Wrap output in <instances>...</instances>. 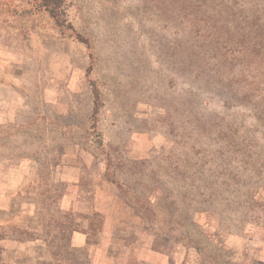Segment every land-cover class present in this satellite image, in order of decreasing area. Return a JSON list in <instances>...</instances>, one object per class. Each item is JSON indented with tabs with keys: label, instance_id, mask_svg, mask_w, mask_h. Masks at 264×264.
<instances>
[{
	"label": "rangeland",
	"instance_id": "rangeland-1",
	"mask_svg": "<svg viewBox=\"0 0 264 264\" xmlns=\"http://www.w3.org/2000/svg\"><path fill=\"white\" fill-rule=\"evenodd\" d=\"M61 1L60 26L38 0H0V264L49 262L68 234L64 251L85 264H264V207L250 200L264 183V88L259 74L221 88L217 59L185 69L200 34L189 14L206 2ZM241 87L257 113L236 103ZM188 100L240 129L254 172L244 147L238 168L215 154L178 184L175 109ZM164 235L178 240L149 252Z\"/></svg>",
	"mask_w": 264,
	"mask_h": 264
},
{
	"label": "trees",
	"instance_id": "trees-1",
	"mask_svg": "<svg viewBox=\"0 0 264 264\" xmlns=\"http://www.w3.org/2000/svg\"><path fill=\"white\" fill-rule=\"evenodd\" d=\"M38 1L40 6L47 11L56 25H63V22H61L59 18L60 9L62 7L61 0ZM205 2L206 8L204 10L201 9V7H197L198 9H195L189 14L194 20V25L192 27L195 33L200 34H198V45H195L189 54L190 56L186 57L190 62L187 63L185 69H190L191 72H193L192 68H187L191 67L192 63V67L195 66V69L201 73L205 69L210 68L209 60L213 61L217 59L219 61L217 65H219V67L217 66L215 69L218 73V77L215 78V76H213V78L221 88L227 87L229 89L228 86H231V91L233 90V86L235 85L231 83L223 85L228 78L231 80L238 78L239 83L241 84L244 82L243 85L246 84L245 87H247V85H249L248 80L251 79L255 81L257 74H259L260 77L257 88H264V0H201L199 4ZM199 73H196L197 78L201 76ZM235 88L237 87L235 86ZM241 89L244 90L245 88L241 87ZM246 92L247 91L244 90L240 100H238L239 96H234L233 98L236 103L243 101L242 103L244 105L246 104L250 105V107H254L252 110L256 112L259 107L257 104L253 105V99L255 98L251 92ZM233 98H228L226 103H229ZM263 98L264 95L260 99L261 103H264L262 102L264 101ZM192 105H195L194 100H188L186 102L179 101L175 109V119L177 118V121L179 120L177 124L179 125L177 144H179L181 140L184 142V146L182 150H180L182 154L179 156V159H177L178 164L175 167V177L178 179V184L185 179L190 161H192L193 165L197 168L196 163H198L199 160L204 159L205 163L207 158L215 154H218L217 157L221 159L222 164L229 169L230 162H226L225 160L231 157L236 159L235 166L238 168V155L240 150L243 151L244 147L245 150L241 153V155H243V160L241 162L242 168L245 169L246 172L248 171V176L254 172V159H252L253 156L250 155L252 147L248 149L246 143L243 145L247 137L245 140L241 139L240 129L232 123L225 124L224 127L216 126L209 122L202 114L198 115V113L194 111ZM263 115L264 110L263 112H258L256 118L260 119L263 117L262 119H264ZM210 149L214 151V153H211ZM188 157L190 158L189 160L187 159ZM196 172L199 171L196 170ZM235 172L238 173V171ZM231 173L232 176L228 178L235 180V177L238 175L233 172ZM248 179L250 180V178ZM111 183H114L118 189L120 187L123 188V186L115 180H111ZM254 184L256 187L252 188V193L254 194L251 195L250 200L255 203H257L256 200H258L260 202L259 206L264 207V200L262 198L264 196V183L261 182L260 184H256L255 182ZM178 189L181 191L183 188L179 185ZM163 191L162 188V194H164ZM185 195L191 197L189 194ZM160 201L162 202V200ZM152 202L153 200L147 197L145 205L146 211H149ZM129 203L133 204L131 200ZM250 207H253V205H247L248 210H250ZM205 212V210H195L193 215L205 214ZM192 224H194V222ZM68 235L60 236L57 242L54 241L50 243V261L42 264H85L84 260L88 258L87 255L82 259V262L80 260L74 262L69 259L70 255H68V250L66 252L64 251V247L68 246L70 237ZM157 237L158 236H156V238ZM177 240L178 239L169 238L165 235L161 236L157 240L161 245L158 247L153 245L150 246L149 252L160 253V248L162 246ZM183 240L186 241V243L189 242L188 245L190 246L188 247L199 250L198 242L193 243L194 239L190 236H185ZM74 258L72 254L71 259ZM88 264H93V262ZM167 264H174V262L172 259L168 258Z\"/></svg>",
	"mask_w": 264,
	"mask_h": 264
}]
</instances>
